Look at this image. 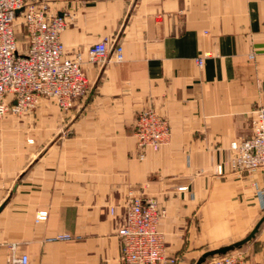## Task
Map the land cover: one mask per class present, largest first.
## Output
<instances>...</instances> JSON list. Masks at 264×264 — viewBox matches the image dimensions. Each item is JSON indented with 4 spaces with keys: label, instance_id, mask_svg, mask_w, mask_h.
<instances>
[{
    "label": "crops",
    "instance_id": "obj_1",
    "mask_svg": "<svg viewBox=\"0 0 264 264\" xmlns=\"http://www.w3.org/2000/svg\"><path fill=\"white\" fill-rule=\"evenodd\" d=\"M35 1L68 18V55L108 40L124 60L85 65L88 93L68 112L45 99L2 120L0 206L20 181L0 212V264L22 254L30 264H125L118 229L130 196L165 210L176 264L244 238L264 215V171L233 172L230 144L252 135L264 106V0ZM150 108L171 138L142 159L135 122ZM64 234L76 239L50 240ZM245 247L264 264V226Z\"/></svg>",
    "mask_w": 264,
    "mask_h": 264
},
{
    "label": "built area",
    "instance_id": "obj_2",
    "mask_svg": "<svg viewBox=\"0 0 264 264\" xmlns=\"http://www.w3.org/2000/svg\"><path fill=\"white\" fill-rule=\"evenodd\" d=\"M22 10L20 15L18 11ZM69 25L65 15L53 11L47 2L35 0H0V125L8 116H21L37 110L42 100L48 99L64 112L88 93L89 80L85 65L102 66L114 60H124L119 43L103 40L92 45L86 54L77 51L68 55L62 33ZM22 33L27 46L22 50L18 37ZM264 52V45H263ZM255 59V53L250 54ZM199 66L204 58L198 59ZM134 137L144 158V151L160 150L171 138L169 121L155 109L138 113ZM233 153L229 165L237 174L264 171V106L252 119V135L230 144ZM222 173V169L219 170ZM114 213V209L111 210ZM165 210L156 200L130 196L126 215L118 236L122 243L121 259L125 264H176L178 258L167 256L165 238L160 222ZM48 219L40 212L38 222ZM69 234L50 240L73 241ZM12 264H30L28 254L11 260ZM205 264H251L249 254L241 249L213 257Z\"/></svg>",
    "mask_w": 264,
    "mask_h": 264
},
{
    "label": "water",
    "instance_id": "obj_3",
    "mask_svg": "<svg viewBox=\"0 0 264 264\" xmlns=\"http://www.w3.org/2000/svg\"><path fill=\"white\" fill-rule=\"evenodd\" d=\"M21 12H22V10L18 11L17 14L20 15ZM19 181H20V178L16 181L14 187L12 188V190L10 192L9 197L0 206V212L5 208V206L11 200L13 194L15 193V191L18 187ZM263 226H264V215L257 221V223L254 225L252 230L244 238H242L241 240H238L236 242H233L231 244L223 245L221 247L208 250L207 252H205L204 254H202L200 256V258L197 260L196 264H205L209 258L223 256V255H226L228 253H232V252H235V251L242 249L243 247H245L246 245H248L249 243L253 242L256 239L257 235L259 234V232L263 228Z\"/></svg>",
    "mask_w": 264,
    "mask_h": 264
},
{
    "label": "rangeland",
    "instance_id": "obj_4",
    "mask_svg": "<svg viewBox=\"0 0 264 264\" xmlns=\"http://www.w3.org/2000/svg\"><path fill=\"white\" fill-rule=\"evenodd\" d=\"M18 42H19V45L21 46V48H22V50H24L25 49V47L27 46V42H26V40L24 39V36L22 35V33L19 35V37H18ZM252 230V229H251ZM250 230V231H251ZM249 231V232H250ZM227 245V244H226ZM247 246V245H246ZM246 248V247H245ZM245 248L243 247L242 249H244L245 250ZM241 250V249H240Z\"/></svg>",
    "mask_w": 264,
    "mask_h": 264
},
{
    "label": "trees",
    "instance_id": "obj_5",
    "mask_svg": "<svg viewBox=\"0 0 264 264\" xmlns=\"http://www.w3.org/2000/svg\"><path fill=\"white\" fill-rule=\"evenodd\" d=\"M210 259V258H209Z\"/></svg>",
    "mask_w": 264,
    "mask_h": 264
}]
</instances>
